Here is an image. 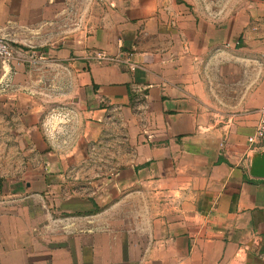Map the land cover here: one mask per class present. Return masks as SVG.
<instances>
[{
  "label": "crops",
  "instance_id": "0c3cea01",
  "mask_svg": "<svg viewBox=\"0 0 264 264\" xmlns=\"http://www.w3.org/2000/svg\"><path fill=\"white\" fill-rule=\"evenodd\" d=\"M120 2L56 41L51 0H0L48 57L0 63V264H264V0Z\"/></svg>",
  "mask_w": 264,
  "mask_h": 264
},
{
  "label": "rangeland",
  "instance_id": "374dc122",
  "mask_svg": "<svg viewBox=\"0 0 264 264\" xmlns=\"http://www.w3.org/2000/svg\"><path fill=\"white\" fill-rule=\"evenodd\" d=\"M121 0H51L50 19L44 22L51 38L87 36L113 20ZM215 7V6H213Z\"/></svg>",
  "mask_w": 264,
  "mask_h": 264
},
{
  "label": "built area",
  "instance_id": "2783aa9c",
  "mask_svg": "<svg viewBox=\"0 0 264 264\" xmlns=\"http://www.w3.org/2000/svg\"><path fill=\"white\" fill-rule=\"evenodd\" d=\"M30 49L31 50L27 52L19 50L7 36L0 34V63L2 64L4 71L9 72L12 70V67L18 68L22 66L33 69L48 61V57L44 52L35 48ZM91 58L104 62L117 61V59L113 58L106 52H96ZM262 140H264V105L259 111L257 129L255 133L248 138V143L250 145H255L259 144Z\"/></svg>",
  "mask_w": 264,
  "mask_h": 264
},
{
  "label": "water",
  "instance_id": "95a60500",
  "mask_svg": "<svg viewBox=\"0 0 264 264\" xmlns=\"http://www.w3.org/2000/svg\"><path fill=\"white\" fill-rule=\"evenodd\" d=\"M249 175L252 178L264 180V150L251 155Z\"/></svg>",
  "mask_w": 264,
  "mask_h": 264
}]
</instances>
